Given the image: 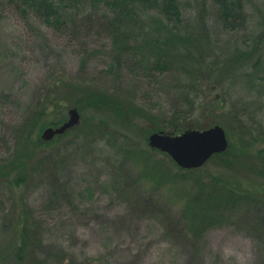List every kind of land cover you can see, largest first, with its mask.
<instances>
[{
    "label": "rangeland",
    "instance_id": "1",
    "mask_svg": "<svg viewBox=\"0 0 264 264\" xmlns=\"http://www.w3.org/2000/svg\"><path fill=\"white\" fill-rule=\"evenodd\" d=\"M200 5L190 13L191 33L195 56L201 52L202 59H197L206 69L212 62L223 64L245 32L223 35L220 43ZM24 17L11 6L0 8V168L18 154V131L32 112L38 117L36 136L44 129L41 138L47 128L67 122L72 109L78 110L81 121L63 140L38 152L23 169L24 181L17 183L16 173L0 177V248L36 219L44 226L46 244L93 264H264V84L258 79L264 72L251 81L240 78L236 85L225 76L215 90L208 75L196 78L203 92L199 104L218 108L213 117L194 112L193 121L222 126L235 155L232 165L213 158L201 175L206 181L226 182L237 201L223 212L230 220L190 242L180 222L192 182L161 181L155 164L130 166V161L122 163L123 153L114 151L129 145L136 160L150 153L154 161L165 159L173 165L149 150V137L166 126L167 120L159 118L170 121L175 110L173 79L178 70L173 62L167 72H151L141 51L118 62L115 39L103 32L69 39ZM227 41L236 42L229 48ZM86 43L93 51L87 60L82 52ZM261 59L264 62V54ZM80 78L119 107L76 105L80 96H69L64 82ZM218 96L221 104L215 100ZM124 106L126 114L119 111ZM98 126L100 132L91 131ZM58 158L63 164L55 169L50 162Z\"/></svg>",
    "mask_w": 264,
    "mask_h": 264
},
{
    "label": "trees",
    "instance_id": "2",
    "mask_svg": "<svg viewBox=\"0 0 264 264\" xmlns=\"http://www.w3.org/2000/svg\"><path fill=\"white\" fill-rule=\"evenodd\" d=\"M200 4L204 10L202 15L207 13V21H210L212 25L211 32L219 37L220 43H222L223 35L232 33L240 35L241 32H245L237 42L225 43L229 48L231 45L235 44V46H231L232 55L223 64L212 62L205 65L206 69L200 61L203 55L199 50L200 54L195 56L197 55L196 40L191 33L190 13L194 10L193 7L201 6ZM4 6L20 10L26 20L39 22L69 39L86 38L90 33L103 32L115 39L113 51L118 62L125 57L130 58V53L139 54L137 51L146 54V57L143 58L141 55L140 58L142 61L146 58L151 72L155 69L167 72L170 63L173 62V69L178 70V75L173 79L175 110L169 118L170 121L159 118L169 122L166 121V126L161 125L156 129L155 132L158 133L164 131L177 135L188 130L209 129L217 124L206 125L202 121H193L196 118L194 112L199 111L202 117L203 115L213 117L214 111L218 108L213 105L199 104L203 92L202 84L197 79L202 74L208 75L210 77L208 80L213 79L212 86L214 85L215 90L223 85L225 76H229L233 85H236L240 78L251 81L254 76L264 72V62L261 59L264 54V0H0V8ZM249 27L252 32H247ZM189 28L190 30L187 31ZM89 45L88 43L82 45L86 60L93 56ZM191 48L195 51H191ZM197 57L200 59L198 60ZM85 64L83 62L80 71L84 69ZM258 79L264 84V74ZM58 83H54L55 86H58ZM65 84L69 96L72 94L80 96L76 105L83 104L94 109L119 107L107 93L92 92L89 89V83L81 78L64 82ZM261 88L264 89L263 86ZM215 100L219 101V104L222 103L219 96ZM126 109L128 108L124 106L119 108V111L126 114L128 113ZM205 110H208V113ZM36 118H38L37 115L32 112L28 121L21 124L17 135L19 152L12 162L0 168V177L9 178L16 173L17 183L24 181L26 176L23 174V169L37 156L38 152L45 146L63 140L77 128H72L65 134L46 141L40 137L44 129H41L37 136L34 133ZM57 125L59 124L52 126ZM93 127L91 131H101L100 126L97 129ZM100 136L103 137V135ZM115 148L114 151L123 153L121 161L124 164L128 161L132 162L129 165L134 167L137 162L155 164L162 178L161 181L188 179V182H192V189L187 191L185 196L186 205L183 209L185 222L180 220V225L183 224L182 234L190 242L200 240L206 231L230 220L223 217V212H228L229 208L236 204L237 194L228 187L226 182L206 181L201 175L204 167L192 170L182 169L167 154L152 147L149 148L151 152L167 157L173 165H168L165 159L154 161L150 153L146 154L142 160H136L133 147L129 145ZM232 150L231 146L227 152L215 155L210 161L218 158L232 165L231 158L235 156ZM50 164L56 169L63 162L61 158H58L53 159ZM19 169L22 173L18 172ZM118 173L122 177V172ZM44 235L43 224L36 219L29 220L20 233L16 235L14 232V236L0 248V255L4 260V262L0 261V264H93L92 260L81 261L61 247L46 244Z\"/></svg>",
    "mask_w": 264,
    "mask_h": 264
},
{
    "label": "water",
    "instance_id": "3",
    "mask_svg": "<svg viewBox=\"0 0 264 264\" xmlns=\"http://www.w3.org/2000/svg\"><path fill=\"white\" fill-rule=\"evenodd\" d=\"M81 117L77 109L69 112V120L58 128H47L42 135L46 141L63 135L80 124ZM150 147L167 154L176 165L185 170L200 169L215 155L228 151L230 143L226 130L215 125L205 130H188L173 135L164 132L149 137Z\"/></svg>",
    "mask_w": 264,
    "mask_h": 264
}]
</instances>
